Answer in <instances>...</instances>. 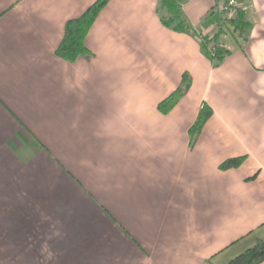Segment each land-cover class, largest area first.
<instances>
[{
  "label": "crops",
  "instance_id": "crops-1",
  "mask_svg": "<svg viewBox=\"0 0 264 264\" xmlns=\"http://www.w3.org/2000/svg\"><path fill=\"white\" fill-rule=\"evenodd\" d=\"M95 1L0 0V264H226L264 238V0H240L248 39L220 36L217 64V0H180L188 30L109 0L91 54L59 56Z\"/></svg>",
  "mask_w": 264,
  "mask_h": 264
},
{
  "label": "trees",
  "instance_id": "trees-1",
  "mask_svg": "<svg viewBox=\"0 0 264 264\" xmlns=\"http://www.w3.org/2000/svg\"><path fill=\"white\" fill-rule=\"evenodd\" d=\"M223 1L224 0H217V4L211 9V11H215L214 9H217ZM108 2L109 0H96L81 15L67 20L63 39L56 49L59 56L70 61H75L81 56H89L91 54V51L86 44L87 34L100 11ZM160 9L166 11V15H161V19L166 25L177 30L189 29V24L184 15L180 0H161ZM220 19L219 28L214 34L213 40L218 41L220 36L230 34L240 45L247 41L251 23L246 19L243 9L231 18L222 13ZM209 40L210 39L205 37L204 50L216 64L232 53L231 49L221 48H218L215 54L210 53L208 49ZM191 84L192 78L190 74L184 73L177 88L160 101L158 104L159 110L163 113L170 112L181 97H183V95L189 90ZM212 115V107L206 103L203 104L195 122L190 128V136L193 141L197 139ZM243 158V156L229 158L221 164V167L229 168L238 166L242 163ZM262 261H264V238L258 239L253 246L235 256L226 264H259Z\"/></svg>",
  "mask_w": 264,
  "mask_h": 264
},
{
  "label": "built area",
  "instance_id": "built-area-1",
  "mask_svg": "<svg viewBox=\"0 0 264 264\" xmlns=\"http://www.w3.org/2000/svg\"><path fill=\"white\" fill-rule=\"evenodd\" d=\"M241 9L240 0H224L219 5L220 12L230 18L235 16ZM192 31L194 30L192 29ZM213 36L207 37L210 39L208 49L210 53L215 54L216 50L220 48V43L219 41L213 40Z\"/></svg>",
  "mask_w": 264,
  "mask_h": 264
},
{
  "label": "rangeland",
  "instance_id": "rangeland-1",
  "mask_svg": "<svg viewBox=\"0 0 264 264\" xmlns=\"http://www.w3.org/2000/svg\"><path fill=\"white\" fill-rule=\"evenodd\" d=\"M216 16H217L218 18H221V17H222V14L219 13L218 11H216Z\"/></svg>",
  "mask_w": 264,
  "mask_h": 264
}]
</instances>
